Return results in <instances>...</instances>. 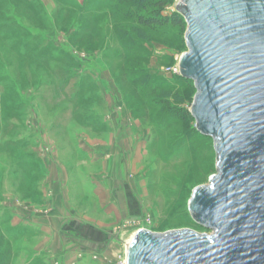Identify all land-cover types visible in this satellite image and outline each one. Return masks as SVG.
Wrapping results in <instances>:
<instances>
[{
    "label": "rangeland",
    "instance_id": "obj_1",
    "mask_svg": "<svg viewBox=\"0 0 264 264\" xmlns=\"http://www.w3.org/2000/svg\"><path fill=\"white\" fill-rule=\"evenodd\" d=\"M131 9L0 0V264H124L138 229L211 234L187 208L216 156L193 82L171 72L186 24L139 25Z\"/></svg>",
    "mask_w": 264,
    "mask_h": 264
},
{
    "label": "water",
    "instance_id": "obj_2",
    "mask_svg": "<svg viewBox=\"0 0 264 264\" xmlns=\"http://www.w3.org/2000/svg\"><path fill=\"white\" fill-rule=\"evenodd\" d=\"M193 82L190 115L213 141L215 173L192 189L195 228L136 230L125 264H264V0H178Z\"/></svg>",
    "mask_w": 264,
    "mask_h": 264
},
{
    "label": "trees",
    "instance_id": "obj_3",
    "mask_svg": "<svg viewBox=\"0 0 264 264\" xmlns=\"http://www.w3.org/2000/svg\"><path fill=\"white\" fill-rule=\"evenodd\" d=\"M115 1L122 3H129L132 9L126 12L125 16L134 19V21L139 25L151 26L153 24H157V25L169 24L172 26H180L182 23H184L183 18L176 12H171L169 16L167 15L165 16L161 13V9L165 6L168 0H115ZM150 6H154L157 9L146 10ZM134 7H137L140 10H144L145 13L143 14L137 13L136 10H134Z\"/></svg>",
    "mask_w": 264,
    "mask_h": 264
},
{
    "label": "crops",
    "instance_id": "obj_4",
    "mask_svg": "<svg viewBox=\"0 0 264 264\" xmlns=\"http://www.w3.org/2000/svg\"><path fill=\"white\" fill-rule=\"evenodd\" d=\"M51 179H50V181H51V183H50V185H53L54 183L56 184L55 186H57V184H59L60 182H61V180H60V178H59V169L58 168H53V169H51ZM63 176H64V174H63ZM60 181V182H59ZM59 182V183H58ZM53 197H50L49 199H50V201H48L47 200V198H46V204H49V202H50V205L52 204V203H55L57 200L54 198V199H52ZM45 199V198H44ZM34 226L32 227V229H37L38 227H40V226H38L37 228L35 227V226H37V225H40V224H38V221L36 222V223H34L33 224ZM41 226H43L42 224H41ZM78 226V225H77ZM30 227V228H31ZM38 230H40V228H38ZM74 231H77V232H79L80 231V229L78 228V229H74ZM83 234V233H82Z\"/></svg>",
    "mask_w": 264,
    "mask_h": 264
},
{
    "label": "built area",
    "instance_id": "obj_5",
    "mask_svg": "<svg viewBox=\"0 0 264 264\" xmlns=\"http://www.w3.org/2000/svg\"><path fill=\"white\" fill-rule=\"evenodd\" d=\"M171 72H172L173 74L178 75V74H179L178 66L173 67L172 70H171ZM124 264H125V261H124Z\"/></svg>",
    "mask_w": 264,
    "mask_h": 264
},
{
    "label": "bare ground",
    "instance_id": "obj_6",
    "mask_svg": "<svg viewBox=\"0 0 264 264\" xmlns=\"http://www.w3.org/2000/svg\"><path fill=\"white\" fill-rule=\"evenodd\" d=\"M129 241H130V239L128 240V242H129ZM128 242L126 243V246H127ZM125 250H126V248H125Z\"/></svg>",
    "mask_w": 264,
    "mask_h": 264
}]
</instances>
